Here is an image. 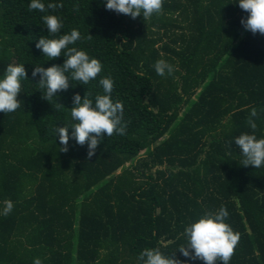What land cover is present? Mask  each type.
<instances>
[{
	"label": "trees",
	"instance_id": "obj_1",
	"mask_svg": "<svg viewBox=\"0 0 264 264\" xmlns=\"http://www.w3.org/2000/svg\"><path fill=\"white\" fill-rule=\"evenodd\" d=\"M30 2L0 0V79L10 64L28 76L21 107L0 112V264H142L145 248L205 264L178 248L186 226L221 206L240 236L229 264H264V165L243 166L235 145L252 134L253 107L264 138V35L245 30L238 0H163L148 19L108 10L106 0H43L63 4L48 13L29 11ZM45 14L62 20L60 33L47 32ZM72 29L82 39L70 47L103 70L87 85L70 81L56 110L32 71L65 57L49 59L36 43ZM160 59L172 75L156 73ZM103 77L124 105L126 134L105 135L88 158L69 128V150L60 151L54 129L77 123L74 94L94 102ZM6 200L14 208L4 216Z\"/></svg>",
	"mask_w": 264,
	"mask_h": 264
},
{
	"label": "clouds",
	"instance_id": "obj_2",
	"mask_svg": "<svg viewBox=\"0 0 264 264\" xmlns=\"http://www.w3.org/2000/svg\"><path fill=\"white\" fill-rule=\"evenodd\" d=\"M238 3L239 7L248 13L247 18L241 20L245 30L253 34L264 35V0H238ZM105 7L133 19L141 15L143 19H148L153 14L162 12L163 0H106ZM59 8H63L62 3L46 5L43 0H31L29 4V11L38 10L41 13H48L49 10L55 12ZM42 20L48 33H60L63 22L58 16L45 14L42 16ZM92 37L89 34L87 39L91 40ZM81 39V33L72 29L70 33L63 34L59 38L41 36L36 43V47L41 49L44 56L49 59H55L61 55L65 57L62 65H52L47 68L36 65L32 71L33 78L37 75L40 77L37 83L43 93L42 98L50 102L52 106L53 100L56 98V110L65 107L58 102L57 96L61 91L68 90L70 81L87 85L91 80L96 79L103 70L100 60L90 58L84 50L70 47ZM154 67L160 76L172 75L175 71L174 67L163 59L156 61ZM134 74L136 76L143 75L141 72ZM23 79H28L24 65L10 64L6 67L5 74L0 79V112L12 113L21 107L18 95L21 93ZM99 84L102 86L104 94L96 95L94 102L89 98L87 92L83 98L79 93L74 94L71 117L77 123L71 126H57L54 129L56 135H59L60 151L67 152L69 150V128L72 129L71 137L77 144L81 146L87 144L88 158L95 154L105 135L111 137L114 134H126L127 124L123 121L124 105L119 100L114 102L111 98L114 88L113 80L110 77H103L99 80ZM257 116V109L253 107L246 121L252 129V134L243 133L235 138V145L239 147L244 157L241 164L243 166L252 165L254 168L264 165V138H257L255 135L258 128ZM13 208V202L6 200L2 214L9 215ZM228 216L229 212L226 207L221 206L217 212L206 213L198 221L186 226L184 235L187 238V243L180 246L179 251L185 257L202 260L205 264H216L217 261L229 264L240 236L225 222ZM138 259L142 264H187V261L178 260L174 254L170 257L165 256L159 248H145L140 252ZM33 264H42V261L35 258Z\"/></svg>",
	"mask_w": 264,
	"mask_h": 264
}]
</instances>
